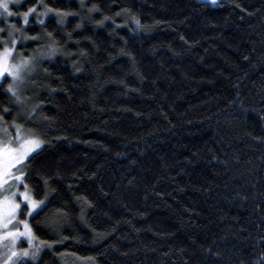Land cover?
<instances>
[{
  "label": "trees",
  "instance_id": "1",
  "mask_svg": "<svg viewBox=\"0 0 264 264\" xmlns=\"http://www.w3.org/2000/svg\"><path fill=\"white\" fill-rule=\"evenodd\" d=\"M45 2L63 24L8 19L36 57L26 105L0 83L2 122L46 141L47 244L19 264H264V0Z\"/></svg>",
  "mask_w": 264,
  "mask_h": 264
},
{
  "label": "snow or ice",
  "instance_id": "2",
  "mask_svg": "<svg viewBox=\"0 0 264 264\" xmlns=\"http://www.w3.org/2000/svg\"><path fill=\"white\" fill-rule=\"evenodd\" d=\"M217 0H212L215 4ZM16 6H22V0H0V23L8 22V18L16 16L22 18L25 26L29 25L30 18L35 16L39 24L43 25L45 20L41 17H47L49 13H55L59 18L58 22L64 23V16L69 13L48 7L45 0H37V2L28 7L26 11L17 12ZM95 7L89 11H96ZM126 11V10H125ZM120 15V13H117ZM105 20L109 17H105ZM135 23L139 26V20L133 17ZM79 27V25H77ZM22 29L15 23L8 22L7 29L0 27V33L7 32L6 39H0L4 44L3 50L0 51V78L6 79L11 77V83L8 84L7 92L15 98L17 103H23L21 97V88L25 83L26 73L32 71L33 63L36 57L20 56L18 61L13 57L15 45L20 37L15 33H22ZM48 37L51 42L47 46L46 52H41L42 56H53L59 50L56 47V41L49 32ZM27 39H38V37L23 36ZM15 61V62H14ZM2 83V80H0ZM39 105L32 108V112H36ZM5 113L9 111L7 107L3 110ZM3 116H0V121ZM6 121L4 124L6 125ZM15 128V136L8 131L7 126L0 127L5 134L0 138V242L10 240L11 246L4 244L8 249L6 253L5 264H17L20 257H35L40 247L47 244L46 241L40 240L36 243L38 237L33 231L30 220L39 215L47 206L48 192L44 193V198H38V191L35 190L28 179L27 169L31 163V159L39 154L45 139L32 129H25L22 124L15 121L12 125ZM45 189L48 188V180H43ZM22 189V190H21ZM27 212V219H19ZM16 221V223H13ZM20 225H23L21 230ZM11 226V227H9ZM26 240L28 247L17 251V245L22 244ZM50 246V245H49Z\"/></svg>",
  "mask_w": 264,
  "mask_h": 264
},
{
  "label": "rangeland",
  "instance_id": "3",
  "mask_svg": "<svg viewBox=\"0 0 264 264\" xmlns=\"http://www.w3.org/2000/svg\"><path fill=\"white\" fill-rule=\"evenodd\" d=\"M207 2H211L212 3V0H205ZM218 1V0H217ZM213 4V3H212ZM42 19H44L45 17H41ZM9 19V18H8ZM23 21V20H22ZM7 26H8V22H4L1 26V23H0V27H3L5 29H7ZM7 38V32L5 33H0V39H6ZM3 47H4V44L2 42H0V51L3 50ZM13 57L15 58L16 61H18L19 57L15 56V52H13ZM15 62V61H14ZM34 64L32 66V71L30 73H26V79H25V83L22 85V88H21V97H22V100H24L23 103H17L15 101V103L20 107H18L19 109H21V107L23 105H26V103L28 102V99H29V93L31 92L30 89L33 88V78L35 76L34 74ZM4 78H0V80H3ZM7 79L9 80L8 81V84L11 83V77H7ZM14 98V97H13ZM15 100V98H14ZM26 113L23 111V110H20V115L22 116H25ZM13 124H11V126H9L10 128H8V131L13 135V137L15 136V128L12 126ZM3 126H6L2 121H0V127H3ZM5 136L4 132L2 130H0V138H3ZM22 190V189H21ZM19 219H27V212L25 211V214L23 217H19ZM13 223H16V221H13ZM11 227V226H9ZM20 228L21 230H23V225H20ZM4 244H8L9 246H11V241L10 240H6V241H3V242H0V264H5V260H6V253L8 251V249H6L3 245ZM28 247V244H27V241L24 240L22 244H18L17 245V248L16 250L17 251H20L22 248H27ZM31 257V256H30ZM29 257H20L19 260L17 261V264L20 263V261H24V259H28Z\"/></svg>",
  "mask_w": 264,
  "mask_h": 264
}]
</instances>
